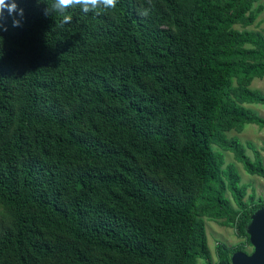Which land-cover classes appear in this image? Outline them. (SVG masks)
Instances as JSON below:
<instances>
[{"label":"trees","instance_id":"1","mask_svg":"<svg viewBox=\"0 0 264 264\" xmlns=\"http://www.w3.org/2000/svg\"><path fill=\"white\" fill-rule=\"evenodd\" d=\"M260 0H118L0 19V264H224L264 179L237 136L264 118ZM15 18H19L18 15ZM7 29L6 31L3 29ZM248 149L254 158L248 155ZM264 150V147L263 149ZM249 196V198H248ZM205 218L245 244L209 248ZM252 247V246H251Z\"/></svg>","mask_w":264,"mask_h":264},{"label":"rangeland","instance_id":"2","mask_svg":"<svg viewBox=\"0 0 264 264\" xmlns=\"http://www.w3.org/2000/svg\"><path fill=\"white\" fill-rule=\"evenodd\" d=\"M249 30H254L250 28ZM252 87L261 91L264 94V79H256L253 82ZM248 108L253 110L256 114L264 118V107L260 105H247ZM230 136H237L240 141L246 145L247 143H252L261 152L264 159V128H259L256 125H247L244 131L240 134L236 132L230 133ZM248 155L254 158V153L251 149H248ZM225 158L227 163H235L238 171L242 178V183L249 186L248 195L252 194V191L256 195V201H264V179L258 176H253L248 174L242 167L241 164L235 162L233 155L231 153H225ZM248 196V198H249ZM205 227L208 237L209 248L212 252L214 262H217L216 257V247L219 243L225 244L228 247H235L240 244H245V240L239 238L232 228H226L220 224L205 218ZM247 253H252L253 248L248 244H245ZM198 264H203V261H199Z\"/></svg>","mask_w":264,"mask_h":264},{"label":"clouds","instance_id":"3","mask_svg":"<svg viewBox=\"0 0 264 264\" xmlns=\"http://www.w3.org/2000/svg\"><path fill=\"white\" fill-rule=\"evenodd\" d=\"M146 3L149 7L143 8L139 12V15L145 18L150 15L151 9L154 8L153 0H146ZM117 4L118 0H54L51 8L48 7L44 9V15L49 16L54 11L60 12L64 14L61 24L69 25L71 24L73 17L70 14H66L68 9L79 7L84 14L93 13L99 15L101 12L115 11ZM5 10H7L10 15L14 16L13 26H21L24 10L18 8L15 0H0V19L3 18ZM16 15H18L19 18H15ZM2 27V24H0V28ZM3 30L6 31L7 29L5 28Z\"/></svg>","mask_w":264,"mask_h":264},{"label":"water","instance_id":"4","mask_svg":"<svg viewBox=\"0 0 264 264\" xmlns=\"http://www.w3.org/2000/svg\"><path fill=\"white\" fill-rule=\"evenodd\" d=\"M252 253L236 252L229 263L224 264H264V208L257 210L246 226Z\"/></svg>","mask_w":264,"mask_h":264},{"label":"crops","instance_id":"5","mask_svg":"<svg viewBox=\"0 0 264 264\" xmlns=\"http://www.w3.org/2000/svg\"><path fill=\"white\" fill-rule=\"evenodd\" d=\"M257 6L262 7L263 10L259 15L256 25L252 26L251 28L254 29V31H259L264 33V0H260Z\"/></svg>","mask_w":264,"mask_h":264}]
</instances>
